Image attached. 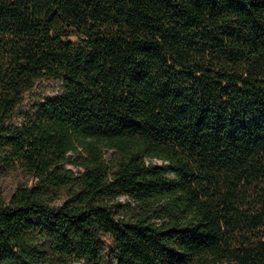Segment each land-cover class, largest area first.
Listing matches in <instances>:
<instances>
[{
	"label": "trees",
	"instance_id": "trees-1",
	"mask_svg": "<svg viewBox=\"0 0 264 264\" xmlns=\"http://www.w3.org/2000/svg\"><path fill=\"white\" fill-rule=\"evenodd\" d=\"M19 169L0 264H264V0H0Z\"/></svg>",
	"mask_w": 264,
	"mask_h": 264
},
{
	"label": "rangeland",
	"instance_id": "rangeland-1",
	"mask_svg": "<svg viewBox=\"0 0 264 264\" xmlns=\"http://www.w3.org/2000/svg\"><path fill=\"white\" fill-rule=\"evenodd\" d=\"M59 90V85L55 82L51 81H42L39 82L35 88V90L32 93V97H35L37 95H43V96H52V94L57 93ZM29 101V100H27ZM112 154L111 152L105 153L104 157L105 159L109 160L111 158ZM64 168L70 169L73 172H76L77 169L73 168L71 165L65 163L63 165ZM32 182H34L33 178L25 173L23 169H19L16 172L11 173L5 178L0 179V190L4 193L10 194L13 190H15L18 186L23 185H30ZM121 203H128V199L125 197H121L118 199ZM131 205H133L130 202ZM74 264H81V263H74Z\"/></svg>",
	"mask_w": 264,
	"mask_h": 264
}]
</instances>
